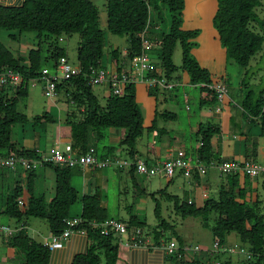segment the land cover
Wrapping results in <instances>:
<instances>
[{
	"label": "trees",
	"instance_id": "16d2710c",
	"mask_svg": "<svg viewBox=\"0 0 264 264\" xmlns=\"http://www.w3.org/2000/svg\"><path fill=\"white\" fill-rule=\"evenodd\" d=\"M217 1L218 8L213 24L227 52V58L233 59L240 67L247 68L252 58L263 48L264 35L256 31V26L264 28V20H261L256 12V9L262 7L263 4L261 0ZM162 6H166L171 15L170 28L167 33L160 30V25L165 23L162 18ZM106 7L107 31L116 36H127L128 39L124 58L118 48L112 49L107 55L109 63L111 62L119 72L125 70L128 66L127 62L129 64L142 52L140 36L146 33V38L157 40L160 44V51L157 53L158 61L148 76L165 77L171 82L178 83L179 79L174 76L179 68L174 64L173 55L177 44L180 43L182 48L181 69L189 79V83L199 87L203 94L205 92L211 95L210 102H217L216 93L208 87L219 80H215L211 72L203 68L191 53L196 46L195 40L199 36V31L183 28L185 0H107ZM1 31L10 32L9 37L14 41H17L20 35H36V47L28 54L29 66L22 65L23 58L6 48L0 41V70L11 69L21 73L24 78L20 88L0 86V155L2 156L18 155L28 160L41 158L36 150L17 148L11 140L12 128L30 121L26 113H21L19 110L21 99L28 98V80L39 77L46 68L55 70L59 59L63 56L67 57L58 45L63 35L71 36L74 33L80 37L78 64L82 68V74L75 75L58 85V92L65 96L70 110L73 108L68 111L65 124L71 128L70 139L74 155H82L90 149L99 148L96 143L104 138L106 130L123 129L125 137L119 148L126 154L128 153L131 161L142 160L137 150L138 140L146 132L152 134L154 130L164 131L158 128L157 121L161 119L170 121L176 118L175 113L168 111L158 113L157 111L151 126L145 127L137 103L135 83L126 85L124 96H116L110 92L105 101L100 102L87 74L90 67L108 68L106 62L103 63L106 40L105 32L99 24V10L91 0H23L15 5L0 4ZM148 89L151 96L157 97V92L161 88L157 86L148 87ZM263 93L264 89L258 92L248 91L241 106L247 118L259 123L261 136L264 137ZM205 104L209 102L203 97L200 105ZM45 117L49 118L48 123L55 122L47 114L37 116L32 120L41 125V120ZM219 133V127L204 124L195 133L198 146L194 158L199 159L207 167L213 164L219 165L222 162L213 150V138ZM112 150V147L109 148L110 154L104 156H99L97 150L95 153L99 159L109 156L120 157L113 156ZM43 164V167L51 169L55 174L54 197L48 201L45 194L36 195L34 188L37 173L35 169L26 171L20 166V174L15 180L16 186L7 196L0 215L15 218L19 222L30 217L46 220L51 233L56 235H60L65 230L66 219L79 217L84 222L81 227L87 228L86 237L89 245L85 253L74 257L72 264H117L120 255L119 237L112 233L108 236L101 235L100 229L90 225L93 221L100 223L108 219L106 207L102 204L100 195L95 193L82 196L80 214L72 215V206L79 200L77 190L71 185L72 171L75 168L53 163ZM1 169L10 173L17 174L18 172V167ZM21 171L26 174L25 183ZM130 171L132 175L137 172L135 167L130 168ZM199 176L205 175L197 170L192 171L191 178L195 179ZM224 177H226L225 183H222L215 191V195L211 194L201 207L193 203H181L177 196L170 195L167 191H160L158 194L174 202V209L182 217H200L203 226L210 230L214 241L219 240L221 246L228 243L232 233L237 234L241 245L253 255V259L247 263L264 264V212L260 208V202L252 203L248 200L247 187L250 185V178L238 174ZM155 214L158 219L161 218V206L158 201ZM116 220L127 224L130 232L145 228V221L134 215H131L128 221ZM165 224L167 223L163 220L160 227L167 230L168 227ZM155 232L154 243L145 246L148 252L156 250L168 261L171 260L178 264H205L199 259L183 257L182 240L178 242L181 245L180 251L183 253V258L167 256L159 247L161 241L163 242L161 240L163 235L161 231L156 230ZM145 236L146 239L149 234ZM7 244L10 248L23 253V264H49L54 251H51L45 244L36 242L28 235L26 228L8 238ZM139 248L143 249V247ZM217 264L233 263L227 260Z\"/></svg>",
	"mask_w": 264,
	"mask_h": 264
},
{
	"label": "rangeland",
	"instance_id": "374dc122",
	"mask_svg": "<svg viewBox=\"0 0 264 264\" xmlns=\"http://www.w3.org/2000/svg\"><path fill=\"white\" fill-rule=\"evenodd\" d=\"M91 1L94 3V5L97 6L99 10V24L101 29L105 32L106 43L104 47L105 57L103 58V63L105 64L106 62L107 66L109 67L111 62L109 63L107 59L108 53L112 49L118 48L122 52V57L124 58V55L126 53L125 51L128 46V39L127 36H116L107 31V0ZM261 2L263 5L262 7L257 8L256 12L259 14L261 20H264V0H261ZM217 8V0H185V9L183 11V28L188 30L196 29L199 31V36L195 40L196 46L192 49L191 52L192 55L199 62L201 61V63L204 65L203 66L200 63L201 66L207 67L206 69H208L210 72H216L219 75H224L226 79L229 80L230 94L234 93L233 99L236 102L240 103L241 99L244 98L245 94L248 91L253 90L254 92H258L261 89H264V43L262 51L252 58L250 65L247 68H242L233 59L227 58V52L222 46L213 24V18L216 14ZM161 12L162 18L163 20H165V23L164 25H160V30L167 33L170 28L171 15L166 6H162ZM256 31L264 35V28L256 26ZM9 34L10 32L8 31H1L0 41L6 46V48H9L14 52L16 42L11 41ZM79 41V35L73 33V35L71 36L63 35L61 40H59L58 42L59 47L64 50L70 64L74 67L78 66ZM159 51L160 50H155L154 52L159 53ZM173 61L174 64L179 68L176 75L182 78L183 75L184 77H187L181 69L182 48L180 43L177 44V47L174 51ZM127 65H129L128 62ZM93 88L101 103H103L105 101V98L110 95V90L107 88V86L96 85ZM43 91L44 90L41 83L38 82L37 87H29L28 96L32 97V95L35 93L36 95H38L37 102L41 105L48 106L49 99L48 97H46L45 91ZM137 91V103L139 105L141 113L143 114L142 116L145 122V126H147L149 123V116L151 117L150 112L155 111V109L158 111V113H163L164 111L175 113L179 116L180 119H182V129L186 131V134H188L186 140L188 144L185 143L186 146L191 147L190 145H195L196 135L190 134L191 131L187 119L189 116L194 121V123L200 120L199 114L202 110L200 108L202 92L199 87L187 85L176 86L175 89L171 91H163L159 89V91L157 92V97H154L156 99L155 103L153 102V96H149V94V97H142L144 92L142 87H139ZM146 92L150 93V90L146 88ZM237 93L240 96H237ZM185 94H187V96L189 97V103H186ZM28 98L23 100L21 99V101L19 102V110L21 111V113L23 112L28 114V111L25 108V105L29 103ZM187 105L189 106L190 110H187ZM211 106L212 104H205L203 105V110H207V108H210ZM152 107H154V109ZM71 110H73V108ZM30 121H32L31 126H13L11 140L16 145L21 144L24 140L22 138L23 128H25V130H27L28 132L29 127H34L33 134H36V136L39 137L37 140L40 143L39 146L41 147V149H44L46 145V135L49 130L48 128H44L41 125L33 122L32 119ZM255 122L259 125L257 121ZM158 123H160V126H162L161 124L163 123V120L157 121V124ZM56 124H58V121ZM258 125L254 126L258 128ZM55 127L58 132V126ZM108 131H105L104 138H101L97 141L96 144L97 146H99V148H103V146L111 147ZM57 135L59 134H56L55 139L52 140L54 149H56V145L59 144ZM260 135L261 134H259V136ZM147 139L148 134L146 132L144 136L138 140L137 150L140 153L146 152ZM65 143L66 141H64L62 144H59V149L62 152L65 151ZM255 143L257 142L254 141V144ZM47 150L49 157L54 155V152H52L50 149ZM157 150L158 149L154 151ZM127 154L125 151H122L121 159L131 160L130 156ZM149 166L156 167L157 165L149 164ZM34 169L37 173L35 179L36 186L34 188L35 193L36 195L46 194L48 192V188L50 187V185H52L51 179L48 178L46 169L40 167V165L35 166ZM17 170V174L10 173L5 169L0 170V173L4 174V176H7V179L10 177V180L8 182H6L5 180L6 183L4 182V180H2L3 187L2 184L0 185V210L3 209V205L5 204L7 196L13 192V188L16 186L15 180L20 174V166H18ZM128 171H130V168L120 170L114 167H107L102 170L94 169L93 175L86 178L76 170H73L71 185L74 189L77 190L79 194V200L72 206V215L80 214L82 207L80 198L82 196L98 193L101 197L102 204L106 207L107 216L110 219L116 218L123 221H128L129 217L131 215H134L137 216L140 220L145 221V228L143 229L145 235L149 234V236H151L152 238L156 233L155 231L158 230L161 231V234L163 235V238L161 240H163V242L166 244H169L172 239H176L179 246H181L178 242L179 240H182L183 244H187L188 246H197L200 251L197 254H193V256L198 255L197 257L199 259H204L206 255H209L210 259L213 260L212 262H216L217 260L223 262L230 260L233 264H248L245 260V257L240 255L239 248L234 247V245L231 246L235 248L234 254H212L214 250V237L210 230L203 226L202 219L200 217L192 216L185 218L182 217L174 209V202H171L161 194H158V192L160 191H167L168 194L177 196L182 203L187 201L188 198V187H186L187 185L183 184L182 189H176L177 184L175 182H172L171 179L166 176L153 175L149 177L146 174H140L137 172L132 175ZM184 177L185 176L183 174L180 175V173H178L175 180L179 183H183L185 179ZM8 184L10 185V188L8 187ZM212 195H215L214 190H212ZM157 201L161 206L160 219H158L155 214ZM163 220L167 223L165 224V226L168 227L167 230H164L162 229V227H160ZM26 223L29 224V227L26 228L29 236L34 238L36 242L45 244V241L50 237V228L46 220L30 217L27 220L23 219L21 222H19L15 218H11L9 216L1 214L0 257L6 255V253L3 252V249L5 248H3L2 245L3 242L1 237L3 235V231L1 230V227H8L11 231H15V229L19 228L21 224ZM123 238L126 240V236H124ZM229 238H235V242L238 243L237 245H239L240 247L243 246L241 245L240 240L238 239L239 236L237 234L232 233ZM124 239L123 241H125ZM13 250L16 251V255H19L17 260H22L23 262V253H21L17 249ZM10 251L12 253L11 248Z\"/></svg>",
	"mask_w": 264,
	"mask_h": 264
},
{
	"label": "crops",
	"instance_id": "0c3cea01",
	"mask_svg": "<svg viewBox=\"0 0 264 264\" xmlns=\"http://www.w3.org/2000/svg\"><path fill=\"white\" fill-rule=\"evenodd\" d=\"M23 0H0V4H8V5H15L19 4ZM188 30V29H187ZM11 41H14L11 39ZM16 42V45L14 47V53L17 56H20L23 58L22 65L29 66V59L28 54L29 51L36 46V35L35 34H24L20 35L19 39ZM201 63V61L199 62ZM202 64V63H201ZM200 64V65H201ZM203 65V64H202ZM204 66V65H203ZM202 66V67H203ZM110 69H115V66L110 64L108 67ZM207 68V67H203ZM129 69V66H127L126 70ZM213 78L215 80H222L225 81L226 84L229 86V80L226 79L224 75H219L216 72L212 73ZM174 77H177L179 81V86H193L189 83V79L187 77H179L175 74ZM107 86V85H104ZM142 87L143 89V98L151 96L149 93L146 92L147 85L144 82H138L136 83V88ZM197 87V86H194ZM109 89V87L107 86ZM230 91V86H229ZM138 91H136L137 94ZM149 94V96H148ZM238 94V93H237ZM237 96H240L239 94ZM29 103L25 105V108L28 111V114L26 115L29 117V119H33L37 116H44V114L49 115V117L55 121V123H48L49 118L45 117L41 121V125L44 128H48L49 132H47V138H46V145L44 149H41L39 146L40 143L37 141L38 136L36 134H33L34 127H29V130H25L23 128L22 130V138L24 139L21 144H17L18 149H24V150H36L39 152L40 156H46L49 158V155L47 153V149H50L52 152L54 150L59 149V144H62L64 141H66V144L71 143L70 134H71V128L65 124L67 121V114L70 110V106L67 103V100L65 96L62 93H59L58 98L49 99V105H41L37 102L38 95L35 93L32 95V97L28 96ZM186 99L189 103V97L187 94H185ZM204 97V100L208 101L209 104H212L210 108H207V110H203V106L200 108L202 109L199 114V121H194L188 116L187 122L190 126L191 135H196L195 133L198 132L201 125H215L216 127H219L220 133L216 135L213 138V150L215 153L219 156L222 162L225 161H234V162H253L261 164L264 167V137L259 136L261 134V129L258 124H256L255 121H253L251 118H247L246 115L243 112L242 109V102L243 99H241V102H236L233 97L234 93L230 94L229 97L225 99V101L220 105L218 104V101L216 103L210 102L211 95L202 93V98ZM154 98V96L152 97ZM106 99V98H105ZM155 98L153 99V102L155 103ZM153 104V103H152ZM208 105V104H207ZM154 109V107H152ZM221 108V110H218ZM188 110V109H187ZM190 110V108H189ZM71 111V110H70ZM42 113V114H40ZM151 117L149 116V123L145 127H150L152 122L155 120L157 110L150 112ZM143 115V114H142ZM184 120V119H183ZM186 120V118H185ZM58 121V124H56ZM162 121V119H161ZM182 119L179 118L178 115H176V118L174 120L170 121H164L160 126V123L157 124L159 129H164V131H156L152 134H148L147 144H146V152L145 153H139V158L147 162L149 165H161L162 163L166 162L167 160L171 159L172 157H178V156H187L188 158H193L194 153L197 150L198 143L196 141L195 145H190L191 147H187L185 143L187 140L186 131L182 129L181 126ZM34 122V121H33ZM145 123V122H144ZM32 121L29 123H26L24 125H30L31 126ZM50 124V125H48ZM56 124V125H55ZM197 124V125H196ZM145 125V124H144ZM254 125H258V128H256ZM58 126V132L56 130V127ZM55 127V128H54ZM54 128V129H53ZM53 130V131H52ZM108 135L110 137V146L113 147L112 153L113 156L117 155L121 157L122 151L121 148H119V145L122 141V139L125 137V130L121 129H109ZM58 136L59 144L56 145V149H54L53 141L55 139V135ZM259 139V140H257ZM254 141L257 142L254 144ZM188 144V143H187ZM111 147H104L103 148H97V153L99 156H104L105 154L109 153V148ZM152 151H151V150ZM158 149L157 151H154ZM194 151V152H193ZM166 161H164V160ZM162 160V161H161ZM221 162V163H222ZM44 165H40V167H43ZM21 168V167H20ZM24 169V168H23ZM46 169V174L48 173V178L51 179L52 185L48 188V192L45 194L46 199L50 201L54 195H55V174L54 172L49 169ZM78 173L84 175L86 178L88 176H92L94 169L86 168L84 170L81 169H74ZM131 172V171H128ZM16 174V173H14ZM22 179L24 180V183L26 182L25 177L26 174L24 171H21ZM181 175V174H180ZM163 176V175H162ZM226 175H222L220 171L217 168H208L207 173L205 176H199V178H191L187 179L185 178L183 183H179L175 180L174 177L171 179L172 182H175L177 184L176 189H182L183 184L187 185L188 187V193H187V203L191 201L193 204L201 207L205 200L208 199V197L211 196L212 190L217 191L218 187L222 183H225ZM0 185L2 184L3 187V181L8 182L10 180V177L7 179V176H4V174L0 173ZM250 185L247 187L248 192V200L252 203L260 202V208L264 212V179L262 177L256 178V179H249ZM5 182V183H6ZM8 187L10 188V185L8 184ZM91 194V193H90ZM81 212V211H80ZM110 219V218H108ZM116 219V218H112ZM26 228L29 227V224H25ZM29 235V234H28ZM52 236V233L50 231V237ZM50 237L45 241V244L47 241L50 240ZM2 245L4 253H6L5 256L0 257V264H23L22 260H17L19 255H16L12 248V253L10 251V246L7 244L8 238L4 234L2 235ZM34 239V238H33ZM120 243V255H119V262L117 264H178L177 262L171 261L162 255L160 252L154 250L148 252L146 247L137 248V249H130V247H127L124 242L126 243V240L128 239L126 237V240ZM149 239V240H148ZM154 238L151 236L147 237L146 240H148L147 245H150L154 243ZM88 238L83 235L74 234L69 239L62 241L60 244L61 246L55 249L51 255V260L49 264H72L73 259L78 254H83L86 252V249L89 245V242L87 241ZM171 241H176V239H172ZM177 242V241H176ZM162 244V242H161ZM237 245L238 243L235 242V238H229L228 243L225 245L226 247ZM183 247H188L187 244H183ZM190 258L192 259H199L197 256L189 253ZM205 262V264H217L220 262V260H217L216 262H212L213 260L210 259L209 255H206L204 259H199Z\"/></svg>",
	"mask_w": 264,
	"mask_h": 264
},
{
	"label": "built area",
	"instance_id": "2783aa9c",
	"mask_svg": "<svg viewBox=\"0 0 264 264\" xmlns=\"http://www.w3.org/2000/svg\"><path fill=\"white\" fill-rule=\"evenodd\" d=\"M145 34L146 33H143L140 36L142 39V52L129 62V69L119 72L116 68L105 69L90 67L89 73L87 74L90 84L93 86L107 85L113 95L120 97L124 96L126 85L131 83L136 84L138 82H144L149 88H155L158 86L161 89L167 91L179 86V83L171 82L165 77L156 78L148 76L149 73L154 70L155 63L158 61L157 53L154 51L160 49V44L157 40L146 38ZM81 74L82 68L80 65L78 64L76 67L72 66L68 58L63 56L59 59L57 68L55 70L51 71L50 69L46 68L42 71V74L39 77L29 79L27 82L28 88L30 86L33 88L37 87L39 82L41 83L47 97L51 99L58 98V85L64 81L70 80L75 75ZM23 79L24 78L22 74L19 72L13 71L11 69L0 70L1 87H11L13 89L20 88ZM208 88L216 93L217 101L220 105L227 97H229V86L223 81L211 84ZM186 103H188L187 99ZM187 109H189L188 105ZM218 110H221V108ZM43 163H53L56 165L81 170L86 168L103 169L107 167H114L118 169H127L135 167L137 173L146 174L149 177L153 175H163L169 179H173L178 175V173L183 174L187 179H191L193 170H197L200 174L206 175L208 168H217L222 175L238 174L240 176H247L251 179H256L259 177L264 179V168L260 164L253 162L240 163L234 161H225L219 165L207 167L199 159L188 158L187 156H178L172 157L161 165L152 167L149 166L144 160L133 162L128 159L122 160L121 157L112 156L106 157L105 159H99L94 149H90L87 153L82 155H74L71 143L65 145L64 152L60 151V149H56L54 150V155L49 158L43 156L40 160H28L18 155H0V168L15 169L18 166H22L27 171ZM189 203L192 202L189 201ZM83 223V220L79 217L66 219L65 230L60 235L52 234L50 240L47 241L45 245L51 251H53L61 246L60 244L62 241L69 239L74 234L86 236L87 228L81 227ZM90 225L93 228L100 229L101 235L108 236L112 233L115 236H118L120 243H123L121 241L122 237L126 236L128 239L124 244L127 247H130V249L147 246L148 240L145 239L146 236L143 230L138 228L135 231L130 232L128 230L127 224L116 219H107L100 223L93 221L90 223ZM23 228H26V226L21 224L19 228L15 229V231H11L8 227H1V230L5 236L12 237ZM159 247L167 256H178V258H186L189 253L197 254L200 251L197 246H182V252L184 253L183 256V253L180 251L181 246H179L176 241H171L169 244L162 242ZM234 247L239 248L240 255L244 256L246 261H251L253 259V255L249 250L236 244ZM234 247L221 246L219 240H215L214 250L212 253L234 254Z\"/></svg>",
	"mask_w": 264,
	"mask_h": 264
},
{
	"label": "bare ground",
	"instance_id": "6f19581e",
	"mask_svg": "<svg viewBox=\"0 0 264 264\" xmlns=\"http://www.w3.org/2000/svg\"><path fill=\"white\" fill-rule=\"evenodd\" d=\"M43 92H44V91H43ZM46 97H47V96H46ZM41 157H42V156H41ZM39 158H40V157H39ZM39 158H38V159H39ZM38 159H37V160H38ZM40 159H41V158H40ZM163 160H164V159H163ZM161 161H162V160H161ZM164 161H166V160H164ZM46 164H47V163H46ZM156 164H157V163H156ZM156 164H155V165H156ZM43 165H44V164H43ZM213 165H214V164H213ZM37 166H39V165H37Z\"/></svg>",
	"mask_w": 264,
	"mask_h": 264
}]
</instances>
